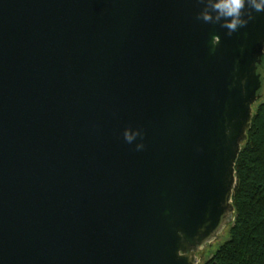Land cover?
<instances>
[{"label":"water","instance_id":"obj_1","mask_svg":"<svg viewBox=\"0 0 264 264\" xmlns=\"http://www.w3.org/2000/svg\"><path fill=\"white\" fill-rule=\"evenodd\" d=\"M199 11L0 0V264H200L234 222L264 12Z\"/></svg>","mask_w":264,"mask_h":264},{"label":"trees","instance_id":"obj_2","mask_svg":"<svg viewBox=\"0 0 264 264\" xmlns=\"http://www.w3.org/2000/svg\"><path fill=\"white\" fill-rule=\"evenodd\" d=\"M236 176L229 238L207 264H264V100L254 110Z\"/></svg>","mask_w":264,"mask_h":264},{"label":"clouds","instance_id":"obj_3","mask_svg":"<svg viewBox=\"0 0 264 264\" xmlns=\"http://www.w3.org/2000/svg\"><path fill=\"white\" fill-rule=\"evenodd\" d=\"M200 11L196 15L197 20L205 23L219 24L221 28L227 29V35H232L239 28L244 27L252 18L246 13V9L254 12H264V0H198ZM216 49V44H212V51ZM137 136H142L140 129L129 134L124 132V139L128 143L136 140ZM144 148L143 143H137L136 149Z\"/></svg>","mask_w":264,"mask_h":264},{"label":"rangeland","instance_id":"obj_4","mask_svg":"<svg viewBox=\"0 0 264 264\" xmlns=\"http://www.w3.org/2000/svg\"><path fill=\"white\" fill-rule=\"evenodd\" d=\"M263 100V99H262ZM261 100V101H262ZM258 105V104H257ZM257 107V106H256ZM255 107V109H256ZM231 225H229L225 231L222 233V236L215 242L212 243V247L211 249L209 250V252L207 253V255L205 256V258L201 261L200 264H207L208 262H210V260H212L216 250L219 248L220 245H222L223 243H225L228 238H229V227Z\"/></svg>","mask_w":264,"mask_h":264},{"label":"flooded vegetation","instance_id":"obj_5","mask_svg":"<svg viewBox=\"0 0 264 264\" xmlns=\"http://www.w3.org/2000/svg\"><path fill=\"white\" fill-rule=\"evenodd\" d=\"M225 231V230H224ZM220 237V236H219ZM219 239V238H218ZM199 255V254H198Z\"/></svg>","mask_w":264,"mask_h":264}]
</instances>
